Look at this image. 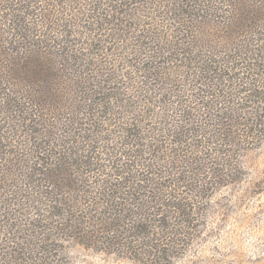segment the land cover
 <instances>
[{"label":"trees","instance_id":"trees-1","mask_svg":"<svg viewBox=\"0 0 264 264\" xmlns=\"http://www.w3.org/2000/svg\"><path fill=\"white\" fill-rule=\"evenodd\" d=\"M240 7L221 22L201 0H0V232L21 236L0 238V264H57L50 247L68 226L54 221H94L87 204L103 206L105 221L157 222L173 237L190 229L193 200L234 171L225 122L247 128L232 113L264 105L261 72L208 45L220 37L247 50L236 37L264 28V14ZM81 34L107 64L74 51ZM70 76L64 108L56 92ZM214 107L219 131L207 123ZM133 234L127 249L166 254L149 232Z\"/></svg>","mask_w":264,"mask_h":264},{"label":"rangeland","instance_id":"rangeland-1","mask_svg":"<svg viewBox=\"0 0 264 264\" xmlns=\"http://www.w3.org/2000/svg\"><path fill=\"white\" fill-rule=\"evenodd\" d=\"M159 1L161 3L165 0ZM201 1L214 8L208 13L212 12L218 18L222 17L221 22H223L224 17L233 13L239 14L243 10L241 8L243 3L240 7L241 11L235 9V5L239 0ZM259 1L240 0V2L248 4L249 9L254 7L256 11L262 10L261 12L264 14V3L260 4ZM138 6L136 5L132 9ZM255 10L253 9L254 13ZM142 21L149 22L147 19ZM205 31L207 32V28H205ZM214 32L215 29L208 30V34ZM80 36V43L83 44L74 48V51L77 50L82 58L86 57V62L93 63L98 60L100 63L106 62L105 64H107L109 59L106 61L104 57L103 60L100 59L101 53L99 54L96 51V45H93L95 42H91L90 39L89 42L91 43H86L88 41L87 36L85 37L83 34ZM105 39L108 40V38ZM247 39L250 41L248 42ZM244 41L248 42V47L247 50L241 51L233 48L232 40L229 42L220 37H216L213 42H208V45L215 49L221 47L220 50L211 49L212 53L225 54L226 57H229L228 60H234L233 63L237 65L236 68H241V71H244V67H247L246 70L248 71V66H250L255 73L256 71L261 72L259 81L262 80L261 85L264 87V73L262 72L264 71V28L258 29L254 26L249 37L244 36L243 31L240 30L235 44L242 46L246 44ZM0 43L6 44L2 40H0ZM100 45L102 47V44ZM224 47H227V49ZM205 49L208 50L206 47ZM86 51L88 52L84 53ZM206 54L209 55V53ZM235 56L236 58H234ZM242 58H247L245 59L247 62L242 61ZM255 62L259 65L254 66L253 63ZM92 75V72H81V83L84 84V81L88 83ZM74 77L77 78V76ZM76 78L70 76L68 78L70 82L66 84L64 89L56 92L57 96L65 102L64 108L74 105L75 94H73V91L75 86L73 84L75 83H72V80ZM256 79L258 78L256 77ZM85 87L86 85H84ZM78 95L83 97L84 94L78 93ZM244 108L247 109L245 112L237 111L232 114L241 116V119L249 120L250 125L247 128L234 127L232 124L225 122L223 118L220 120L225 122L227 125L225 124L224 127L230 133L232 132L228 139L231 146L227 147L222 143L221 146L227 155L229 153L230 157H226V159L228 158L226 161L234 167V171L221 179L220 184L211 186L207 192L202 194L200 199L193 200L197 215L189 221L190 229L183 228L178 231L173 229L172 233L176 234L173 237L169 235L170 231L159 229L157 222H116L108 219L105 221L106 215L100 216V213L105 211L103 206L93 205V207H89L90 204H87L85 207V205H82L81 210L87 211L86 215L90 213L94 221H54L68 226L67 230H70H65L64 233L59 235L60 239L57 237L59 240H55L51 244V252L49 253L56 256L55 262L57 264H264V105L259 103L247 104ZM213 109L214 112L207 116L211 117V120L207 123L213 122L209 125L213 124L216 127L210 129L215 128L219 131L221 126L218 123L219 119L216 121V117L219 116L216 112L223 108L214 107ZM247 112L252 113V115L247 114ZM105 129L110 130V128ZM249 129H252V134L247 137L245 135ZM185 191L187 190L183 192ZM14 208L16 213L25 214L28 212L21 210L20 207ZM2 221H7V219ZM132 223L138 227L141 234L130 229ZM163 223L165 225L173 224L169 221H163ZM0 225L3 227L4 224L0 221ZM74 225H77L75 229L80 230L78 234L73 232L75 231ZM153 225L156 227L154 228ZM2 227L1 239L21 237L16 233H10V236L7 233L4 235ZM145 230L150 233L148 236L158 239L153 245L159 244V249H166V254L162 253L157 258L152 254L158 253L149 251V249L144 248L140 252H135L134 248L127 249L129 243L133 242L130 239L132 235H135L133 233L144 236L147 234V232H144ZM171 241H174L175 244L171 245ZM165 244L170 246L167 247ZM11 251L9 250V253H12Z\"/></svg>","mask_w":264,"mask_h":264}]
</instances>
